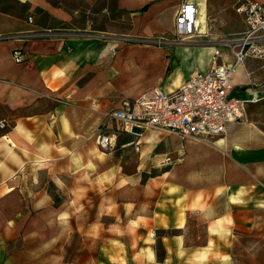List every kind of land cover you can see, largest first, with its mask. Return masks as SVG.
<instances>
[{"label": "crops", "instance_id": "1", "mask_svg": "<svg viewBox=\"0 0 264 264\" xmlns=\"http://www.w3.org/2000/svg\"><path fill=\"white\" fill-rule=\"evenodd\" d=\"M190 1L196 33L180 38L174 20L182 0H0V120L6 123L0 127V264H21L12 252L19 239L55 243L61 222L72 216V196L88 192L90 177L100 185L120 180L123 159L135 169L123 177L131 208L138 200L144 208H134L128 224L137 232L130 240L136 251L113 264H185L187 256L190 264H219L222 254L232 259L225 244L237 236L223 230L233 227L234 208L253 203L264 209L263 57L236 65L232 92L242 118L218 136L204 141L150 128L137 136L138 151L122 145L132 139L128 134L107 151L94 140L97 128L114 127L113 120L104 121L112 108L153 86L174 90L191 71L208 69V36L244 29L235 7L245 0ZM238 16L241 26L233 30ZM14 48L22 51L21 62ZM137 154L139 167L165 156L171 162L139 182ZM160 179L176 188L170 198ZM149 184L157 189L154 199L147 198ZM56 196L64 199L56 203ZM167 199L183 206L179 216L171 203L161 208ZM187 211L207 215L200 244L186 239ZM157 228L179 230L161 235L160 258L156 237L147 233Z\"/></svg>", "mask_w": 264, "mask_h": 264}, {"label": "rangeland", "instance_id": "2", "mask_svg": "<svg viewBox=\"0 0 264 264\" xmlns=\"http://www.w3.org/2000/svg\"><path fill=\"white\" fill-rule=\"evenodd\" d=\"M234 14L236 15L235 12ZM233 20L236 21L235 23L239 22L237 27L233 25L232 28L237 30L242 22L239 16L238 21ZM123 24L122 22V28ZM229 35V33H222L207 38H210L212 43ZM99 148L102 151L108 150L100 146ZM138 157L137 154L135 160L138 164L136 162L135 168L136 170L139 168V182L146 181L148 177L160 173L162 168L170 165L164 162L165 157H163L161 162H156L157 164L155 162L141 164L139 167ZM132 170H135L132 165L128 168L127 160L123 159L120 164V176H122L120 180L112 183L110 179L100 185L96 179L90 177L88 192L76 193L69 201L72 205V216H67V221L61 222L56 242H41L33 238L19 239L12 250L13 253H17L18 261L21 264H113L114 260H122L131 251H136V243L130 240L137 232L128 224L135 213L134 208L140 210L144 205L141 204V200H138L132 209L128 200L130 186L123 177L133 173ZM158 181L162 184L160 188H164V198H170L176 188L169 186L164 179ZM149 188L151 195L147 198L154 199L157 189L152 184H149ZM63 197L56 196V203H60ZM165 202L171 203L170 209L178 216L180 215L183 206L178 204L177 200L161 201V208L166 207ZM252 204L238 205L234 208L233 227L230 230H223L229 235L237 236L235 242L225 244L231 250L232 259L228 255H218L219 264H227V262H230L229 264L231 262L232 264H264V209H258ZM145 207L143 211L150 213L151 202H147ZM169 207L163 209L169 210ZM67 213L69 214L68 211ZM158 215L157 213L156 216ZM206 220V213L187 211L185 236L188 242L205 241ZM150 232L156 237L155 230H149L147 233ZM138 261L140 260L134 262ZM183 261L185 264H190L193 260L187 256Z\"/></svg>", "mask_w": 264, "mask_h": 264}, {"label": "built area", "instance_id": "3", "mask_svg": "<svg viewBox=\"0 0 264 264\" xmlns=\"http://www.w3.org/2000/svg\"><path fill=\"white\" fill-rule=\"evenodd\" d=\"M235 11L242 17L244 29L212 42L214 50L208 69L191 71L174 90L153 86L130 102L112 108L104 121L113 120L115 125L97 128L94 132L96 144L112 150L119 135L124 133L132 139L122 145H133L138 151L137 136L150 128L205 141L222 134L227 123L240 120L242 110L238 98L233 95L231 78L236 65L246 57L264 58V4L245 0ZM196 13L194 2L182 0L174 20L177 36L191 37L196 33ZM222 48L230 53V60L223 58ZM12 55L16 62L23 60L19 48H14ZM5 124L4 119L0 120V127ZM164 162L170 163L171 158L165 156Z\"/></svg>", "mask_w": 264, "mask_h": 264}, {"label": "trees", "instance_id": "4", "mask_svg": "<svg viewBox=\"0 0 264 264\" xmlns=\"http://www.w3.org/2000/svg\"><path fill=\"white\" fill-rule=\"evenodd\" d=\"M144 8H145V6L142 7L141 10H143ZM176 231H179L178 228L177 229H175V228H167V229L157 228V229H155L156 239H157L156 240V252H157L158 258H160L161 254H162V245H161V239H160L161 235L174 233ZM186 243H188V242L186 241ZM194 244H200V242H195Z\"/></svg>", "mask_w": 264, "mask_h": 264}, {"label": "bare ground", "instance_id": "5", "mask_svg": "<svg viewBox=\"0 0 264 264\" xmlns=\"http://www.w3.org/2000/svg\"><path fill=\"white\" fill-rule=\"evenodd\" d=\"M213 50H214V49H213V46H212V52H213Z\"/></svg>", "mask_w": 264, "mask_h": 264}]
</instances>
